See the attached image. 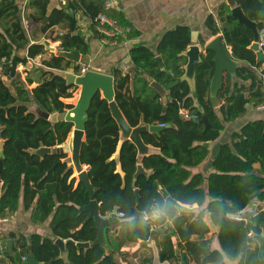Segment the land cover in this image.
Listing matches in <instances>:
<instances>
[{
	"label": "trees",
	"instance_id": "trees-1",
	"mask_svg": "<svg viewBox=\"0 0 264 264\" xmlns=\"http://www.w3.org/2000/svg\"><path fill=\"white\" fill-rule=\"evenodd\" d=\"M109 1L69 0L67 6L49 12L50 0H29L28 7L34 9L29 19L32 23L42 22L43 32L61 30L62 35L55 37L62 42L60 51L86 58L92 46L70 10L90 18L94 38L102 39L92 23L101 14L130 29L127 38L119 39L118 44L141 37L123 11L108 6ZM236 1L246 17L257 23L258 31L263 30L264 0ZM204 25L208 37H221L231 48L232 58L241 63L234 77L224 76L218 108L210 95L215 72L213 52L207 51L197 68L194 94L181 80L187 62L181 53L192 44L193 31L187 26L165 32L155 49L141 42L130 46L128 73L123 75L116 65L110 71L116 103L131 128L142 123L170 126L159 134H141L149 147L148 154L140 155L136 145L122 137L103 95L98 92L93 98L87 111L80 162L90 168L88 177L101 216L108 218L118 208L123 217L105 227L106 246L93 245L84 252L68 245V264H120L117 257L122 258L126 246L151 241L162 263L226 264L231 260L236 264H264V237L251 235V224L227 218V214L238 213L255 200L264 202V118L246 122L230 135V142L219 146L208 175L192 172L210 156V149L201 143L219 140L226 124L245 117L249 107L256 110L264 103V62L257 63L256 53L250 49L255 41L253 31L232 16L228 4H220L216 14L206 17ZM207 39L200 36V45L204 47ZM47 46L45 42L31 44L16 0L0 2V145L4 144L0 218L14 215L23 196L31 223L49 221L52 233L44 237L10 232L3 237L11 264H19L29 254L40 264H65L59 258L57 238L93 243L98 237L89 214L80 212L91 198L85 185L77 183L67 152L43 158L33 154L43 147L65 149L73 130L72 123L58 122L57 117L74 108L64 100L73 99L78 86L69 85L64 74H79L80 65L56 54L43 59L36 68L37 80H22L18 73L20 66L48 54ZM156 57L161 58L165 71H161ZM3 78L12 80L11 84ZM153 81L168 91L166 104L151 86ZM34 83L37 86L31 88ZM182 108L194 111L199 120L183 121L179 115ZM203 117L209 128L200 123ZM60 160L63 163L55 167ZM257 164L262 168L259 172H255ZM139 165L150 175L136 179ZM181 206L199 211L184 212ZM203 211L219 229L217 248L211 246V228ZM154 212L158 213L156 218L151 217ZM261 228L264 232V222ZM8 240L12 241V252Z\"/></svg>",
	"mask_w": 264,
	"mask_h": 264
},
{
	"label": "water",
	"instance_id": "water-1",
	"mask_svg": "<svg viewBox=\"0 0 264 264\" xmlns=\"http://www.w3.org/2000/svg\"><path fill=\"white\" fill-rule=\"evenodd\" d=\"M228 5L232 8V16L236 18L240 24L251 29L255 35V41L251 45L250 49L256 53L257 63L264 62V53L262 48L259 45V31L257 27V23L249 20L244 14L241 7L237 5L236 0H227ZM70 36V35H68ZM199 33L193 31L192 32V44L187 47V49L181 53V57L186 59V64L182 67L184 74L181 77L182 81L188 83L191 93L194 94L196 92V71L198 66L202 63L203 55L206 54L207 51H211L214 53V64H215V72L212 78L211 87H210V95L213 101V104L216 108L219 107L218 102V93L223 88L224 84V76L229 74L231 76L236 75V71L238 69V63L232 58L231 52L228 50L227 44L222 40L221 37H216L213 40L209 41L204 47L198 42ZM139 43V40L129 41L127 43V47H130L134 44ZM46 49L51 52H55V48L47 46ZM58 56L65 58L75 64H79L81 62V55L73 52H63L59 51ZM130 60V56L127 57V61ZM156 61L158 62L161 71H165L164 64L160 57H156ZM65 79L68 84H75L81 86L80 97L77 101V104L74 108L66 113L60 114L57 117L58 122H70L73 124L72 130V139L69 143V150L71 151V161L72 165L77 174V178L79 182H82L87 192L90 194L91 201L90 203L80 208V212L88 213L89 219L94 222L95 229L97 231V239L93 243H78L73 240H63L61 238H57L55 240V244L60 250L59 258L65 263H69V254H68V245H74L79 250H83L84 252L88 251L93 245H102L106 246V240L104 236V229L107 226H113L117 224L120 219L118 218L119 209L115 208L108 218L102 217L100 214V204L94 199V190L90 184L88 172L90 170L89 167H84L80 162V149L86 140L85 135V123L87 121V111L90 108L91 102L95 95L100 92L104 99L109 102V106L113 115V118L118 123L122 137L130 140L133 144L136 145L140 155H146L149 153V147L144 143L141 134L144 132H149L151 134H159L161 131L169 128L170 126H146V124L142 123L137 128H131L126 121L124 115L119 109L116 99H115V88H114V78L109 75H105L102 73H98L95 71H88L84 76H77L73 73H65ZM151 86L156 89V91L160 94L162 98V102L166 104L168 102V91L156 81L151 83ZM47 119L50 118L48 114L46 116ZM201 124H206L208 126V122L206 117H203L200 121ZM209 128V126H208ZM205 148H209V143H201ZM4 144L0 145V186L3 185L2 181V171L4 168V154H3ZM33 154L43 158L50 154H66L64 148H40L33 151ZM63 163L60 160L56 165H61ZM84 170V171H83ZM140 175H150V173L146 172L142 165L138 166L135 178L137 179ZM1 193V190H0ZM138 194V191L136 192ZM35 205V203H34ZM264 222V209L257 213L251 219V232L254 236L261 235L264 237V232L262 231L261 225ZM7 246L9 252H12V241L8 240ZM29 264H40L33 254H29Z\"/></svg>",
	"mask_w": 264,
	"mask_h": 264
},
{
	"label": "crops",
	"instance_id": "crops-1",
	"mask_svg": "<svg viewBox=\"0 0 264 264\" xmlns=\"http://www.w3.org/2000/svg\"><path fill=\"white\" fill-rule=\"evenodd\" d=\"M1 1L2 0H0V2ZM16 1L21 8L23 26L28 36L31 37V44L45 42L48 45L51 44V46H55L54 53L48 51V56L44 55L38 57L34 60H30L28 63L32 68L33 66H35V64L38 63H40L41 66L43 59L48 60L52 55L58 54V52L61 50L60 47L62 42L56 41L55 37L57 35H61L62 31L58 28H53L48 30L47 32H43L42 22L32 23L29 19V16L34 13V9L28 7L29 0ZM68 2L69 0H50L48 11L52 12L55 9H61L62 7L67 6ZM109 3L111 8L124 12L128 21L131 22L133 26L141 32L139 42L148 46L151 49H155L157 47L160 38L165 32L175 29L179 26H187L190 27L192 31L198 32L199 36L197 44H200V36H202L203 38H208L207 42L213 40L215 37H208V32L204 25L205 19L210 14H216L218 6L220 4H228L227 0H110ZM69 12L70 14L76 17L78 21V26L83 32L85 40L89 41L92 46V51L90 55H88L86 58H83L81 56V62L85 64L87 68H90L88 69V71H95L98 73L112 76L110 74V71L112 67L116 65L120 66L123 75L127 74L129 71L128 63L130 62V60L127 61V57L129 56L130 50V47H127L128 41L126 43L117 44L114 46L104 45L102 43V40L94 38L93 31L91 30V20L88 16L80 13L79 11L77 13H73L72 10H70ZM227 47L228 50L231 52V48L229 46ZM237 63L238 65H241V63L239 62ZM28 64L25 67L20 66L24 69L26 75L28 72L31 71L26 69ZM18 73H21L20 70H18ZM257 73L260 74V71H257ZM21 78L22 80H25L23 76H21ZM32 79L37 80L38 76L37 78L33 77ZM3 80L7 83L12 82V80H9L8 78H3ZM35 86H37V83H34L31 88ZM64 103L75 106L72 99L64 100ZM261 118H264V111H258L253 109L252 107H249L248 113L245 117L237 120L234 123L226 124V130L222 133V135L224 134V136H221V138H219L218 140V149L221 144L230 142V135L233 132L239 130V128L243 126V124L248 121ZM212 143H209L210 145L208 148L210 149V154L211 152H213ZM213 159H211L210 161H208L207 159L206 163L203 166L193 169L192 172H202L205 175H208L212 171L210 166ZM261 169L262 168L259 164L255 165V172H259L261 171ZM23 202L24 200L22 196L18 211L14 215L7 216L8 221L2 225L3 237H6V235L10 232L22 233L26 236L36 233L44 237H51L52 233L49 228V221L42 225L32 224L30 221V212L25 211ZM208 219L211 224L210 226H213L209 214ZM214 228L218 233L219 229L216 227ZM140 243L143 242L126 246L124 248V255L121 259H123L124 256L129 253L131 247H135V245H140ZM122 262V264H128V262L124 263V260H122ZM158 263L169 264L168 262L162 263L160 261V258ZM0 264H11V262L5 254L0 253Z\"/></svg>",
	"mask_w": 264,
	"mask_h": 264
},
{
	"label": "built area",
	"instance_id": "built-area-1",
	"mask_svg": "<svg viewBox=\"0 0 264 264\" xmlns=\"http://www.w3.org/2000/svg\"><path fill=\"white\" fill-rule=\"evenodd\" d=\"M110 7V3L108 4ZM92 23L96 25V29L98 33L102 36V43L108 46L117 45L119 39H126L127 35L130 32V29L123 28L118 25V23L107 17L106 15H98L96 18L92 20ZM62 35V34H61ZM259 45L262 48L264 46V29L259 31ZM80 65V73L77 76H84L88 69L85 64L82 62ZM258 111H264V103L257 107ZM181 119L185 122H194L198 121V115L194 111H190L188 109L182 108L179 112ZM158 126H164L163 124H158ZM262 209H264V202L257 201L255 205H248L238 213H230L227 214V218L230 220L243 222L246 225L251 224V219L257 213H259ZM118 217H123L122 214H118ZM8 221V217L0 218V253L5 254L6 245L3 242V229L2 225ZM252 235V234H251ZM19 264H29L28 256H23L21 262Z\"/></svg>",
	"mask_w": 264,
	"mask_h": 264
},
{
	"label": "rangeland",
	"instance_id": "rangeland-1",
	"mask_svg": "<svg viewBox=\"0 0 264 264\" xmlns=\"http://www.w3.org/2000/svg\"><path fill=\"white\" fill-rule=\"evenodd\" d=\"M49 46L53 47V48L55 47V46H51V44H49ZM48 54H46V55L48 56ZM38 64H35V66H33V68L28 64L26 69L29 70V71L31 70V71L28 72L27 75H26L24 69L22 67H19L18 70H20V72H21L20 75L23 76L25 78V80L28 79V78L32 79L33 77L37 78L38 72L36 71V68L40 67V63H38ZM87 69H90V68H87ZM10 84H11V82H10ZM80 91H81V86H78V90L76 91V93L74 94V98L72 99L74 105L77 104V101H78V99L80 97ZM221 136H224V134L221 135ZM71 139H72V134L68 138L67 143H66L67 145L65 146V151L67 152V157H68V161H69L68 165L69 166L72 165L71 151L69 150V143L71 142ZM212 150H213V152H211V154H210V156L208 158V161L213 159L215 157V155L217 154V152H218V140L216 142L212 143ZM74 174H75V176L77 178V174L75 172V169H74ZM78 182H79V180L77 178V183ZM257 201L258 200H255L252 203V205H255L257 203ZM181 209L184 212L199 211V209L190 208V207H181ZM203 214H204L205 221L209 225H211L210 221L208 219V214L206 213V211H203ZM157 215H158V213L154 212L151 215V217L152 218H156ZM210 228H211V235H210L209 239H210V242H211V246L213 248H217L218 247L217 231L214 228V226H210ZM117 258H118V261L120 262V264L123 263L122 260H124V263L128 262V264H159L158 263V261H159L158 249H157V247H156L154 242L140 243V245H135V247H131L130 248L129 253L126 256H124L123 259H121L120 257H117ZM226 264H236V262L235 261H231V260H226Z\"/></svg>",
	"mask_w": 264,
	"mask_h": 264
},
{
	"label": "bare ground",
	"instance_id": "bare-ground-1",
	"mask_svg": "<svg viewBox=\"0 0 264 264\" xmlns=\"http://www.w3.org/2000/svg\"><path fill=\"white\" fill-rule=\"evenodd\" d=\"M81 92V91H80Z\"/></svg>",
	"mask_w": 264,
	"mask_h": 264
},
{
	"label": "flooded vegetation",
	"instance_id": "flooded-vegetation-1",
	"mask_svg": "<svg viewBox=\"0 0 264 264\" xmlns=\"http://www.w3.org/2000/svg\"><path fill=\"white\" fill-rule=\"evenodd\" d=\"M67 160V159H66Z\"/></svg>",
	"mask_w": 264,
	"mask_h": 264
}]
</instances>
